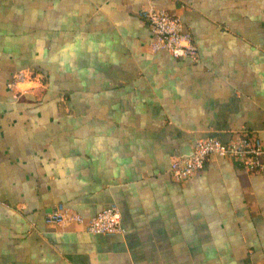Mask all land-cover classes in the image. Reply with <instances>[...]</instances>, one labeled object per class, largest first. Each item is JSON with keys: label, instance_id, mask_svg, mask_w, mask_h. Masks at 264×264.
Listing matches in <instances>:
<instances>
[{"label": "crops", "instance_id": "1", "mask_svg": "<svg viewBox=\"0 0 264 264\" xmlns=\"http://www.w3.org/2000/svg\"><path fill=\"white\" fill-rule=\"evenodd\" d=\"M150 5L196 61L151 49ZM243 131L264 141V0H0V264H264V155L169 169ZM58 202L115 203L122 231L46 221Z\"/></svg>", "mask_w": 264, "mask_h": 264}, {"label": "built area", "instance_id": "2", "mask_svg": "<svg viewBox=\"0 0 264 264\" xmlns=\"http://www.w3.org/2000/svg\"><path fill=\"white\" fill-rule=\"evenodd\" d=\"M140 16L147 22L153 38V50H166L174 57L198 59L197 45L191 32L185 29L179 15L155 6H145ZM34 79L31 71L20 69L7 81L10 89L18 88L20 82ZM264 141L248 135L245 131L221 140L214 136L197 138L187 154L172 158L170 173L175 180L188 179L201 169L210 156L233 158L243 167L255 170L263 168ZM46 221L56 225L77 223L91 233H117L122 231L121 211L115 203L102 207L95 215L85 217L69 205L58 202L45 213Z\"/></svg>", "mask_w": 264, "mask_h": 264}]
</instances>
